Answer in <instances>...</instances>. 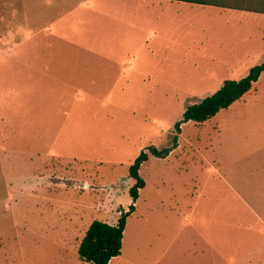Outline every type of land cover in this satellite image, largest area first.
I'll return each mask as SVG.
<instances>
[{"label":"rangeland","instance_id":"rangeland-1","mask_svg":"<svg viewBox=\"0 0 264 264\" xmlns=\"http://www.w3.org/2000/svg\"><path fill=\"white\" fill-rule=\"evenodd\" d=\"M242 12V13H239ZM168 0H0V264H264V72L204 123L187 106L263 61L264 16ZM251 13V14H250Z\"/></svg>","mask_w":264,"mask_h":264},{"label":"trees","instance_id":"trees-1","mask_svg":"<svg viewBox=\"0 0 264 264\" xmlns=\"http://www.w3.org/2000/svg\"><path fill=\"white\" fill-rule=\"evenodd\" d=\"M198 4L202 6L218 7L264 14V0H170ZM264 72L263 61L250 68L248 73L239 80H225L213 94L206 96L200 102L187 106L182 119L175 124V134L172 146L163 150L150 148V154L156 157H167L178 145V133L181 124L192 121L204 123L213 118L221 110L229 108L251 91L254 84ZM148 160V153L141 152L129 168V176L134 184L129 188L133 199L127 211L121 212L116 224H109L101 220H93L87 228L79 246L78 256L81 261L89 264H110L111 260L121 254L123 234L127 218L135 211L134 203L139 198V191L145 187V181L139 175L140 167Z\"/></svg>","mask_w":264,"mask_h":264},{"label":"crops","instance_id":"crops-1","mask_svg":"<svg viewBox=\"0 0 264 264\" xmlns=\"http://www.w3.org/2000/svg\"><path fill=\"white\" fill-rule=\"evenodd\" d=\"M156 1H159V0H156ZM168 1H170V0H168ZM173 2H177V1H171V3H173ZM183 3H185V2H183ZM187 4H189V3H187ZM190 5H197V6H202V5H198V4H190ZM202 7H210V6H202ZM210 8H217V10H226L225 8H218V7H210ZM227 10H231V9H227ZM233 12L235 11V12H239L240 10H232ZM247 12V11H246ZM239 13H242V12H239ZM251 13H254V12H251ZM250 13V14H251ZM259 13H254V15H257V16H259V15H261V14H259ZM262 16H264V14H262ZM261 51H263V55H264V40L262 41V43H261V49H260V52ZM264 57V56H263ZM262 75V74H261ZM260 78V77H259ZM259 80V79H258ZM3 161L2 160H0V176L4 179V177H5V172H4V170H3ZM114 260V259H113Z\"/></svg>","mask_w":264,"mask_h":264}]
</instances>
